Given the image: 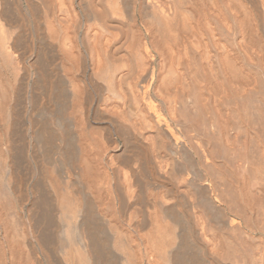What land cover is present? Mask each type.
Segmentation results:
<instances>
[{
  "label": "bare ground",
  "instance_id": "bare-ground-1",
  "mask_svg": "<svg viewBox=\"0 0 264 264\" xmlns=\"http://www.w3.org/2000/svg\"><path fill=\"white\" fill-rule=\"evenodd\" d=\"M0 264H264V0H0Z\"/></svg>",
  "mask_w": 264,
  "mask_h": 264
}]
</instances>
